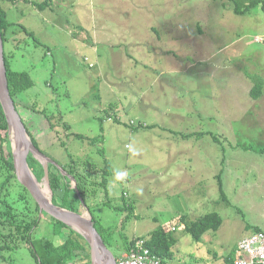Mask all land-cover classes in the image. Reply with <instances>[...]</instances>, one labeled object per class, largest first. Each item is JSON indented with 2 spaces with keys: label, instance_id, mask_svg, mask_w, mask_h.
Segmentation results:
<instances>
[{
  "label": "rangeland",
  "instance_id": "1",
  "mask_svg": "<svg viewBox=\"0 0 264 264\" xmlns=\"http://www.w3.org/2000/svg\"><path fill=\"white\" fill-rule=\"evenodd\" d=\"M44 1L4 4L10 69L33 82L17 95V109L59 162L110 165L114 205L91 209L113 231L109 251L118 255L122 234L217 213L221 227L199 243L182 229L172 232L169 263L226 264L242 237L264 231V87L252 101L247 77L264 79L260 7L237 16L228 0H51L42 11L32 5ZM68 134L102 141L91 146ZM122 189L134 203L128 220L117 210ZM5 257L0 264H35L25 247Z\"/></svg>",
  "mask_w": 264,
  "mask_h": 264
},
{
  "label": "trees",
  "instance_id": "2",
  "mask_svg": "<svg viewBox=\"0 0 264 264\" xmlns=\"http://www.w3.org/2000/svg\"><path fill=\"white\" fill-rule=\"evenodd\" d=\"M12 1L13 0H0V33L4 47V61L9 94L18 112V104L16 102L17 95L30 88L33 82L27 73L13 72L10 69L8 56L5 52V45L12 41L9 36V29L12 24L7 20L4 4ZM49 1L51 0H45L42 3H33L32 5L39 11H42L49 5ZM228 1L231 4L233 13L237 16H243L256 7H260L261 11L264 13V0ZM151 31L156 34V39L161 40L159 32L155 27H152ZM90 65L92 64H89V67H92ZM247 77L251 79L252 83L248 91L249 97L252 101H257L263 95L264 79L259 75H250ZM97 98L99 99V96H97ZM111 110L110 108V111ZM108 119L110 120V118ZM22 121L34 146L62 168V171H60L53 165L48 166L52 203L68 211L75 213L82 212V205L79 197L75 190L71 188V177L75 181L77 190L92 216L95 229L99 233L107 249L110 250L112 245H114L113 231L104 228L100 221L91 213V209L94 206L102 205L106 208H112L114 205V199L109 198L107 190V177L112 175L110 165L104 161L103 168L98 170L97 167H93L89 163H84V167L82 168V166L72 158H70L67 163L59 162L55 156L45 153L40 148L39 143L29 131L25 121L23 119ZM47 121L51 130L56 129L57 125L52 119ZM140 126L147 127L146 125ZM64 129L68 132L69 126L64 125ZM191 135H201V133ZM67 136H71L77 140L87 139L81 135L75 134H68ZM58 139L60 140L59 136ZM86 141L93 146L95 144H100L102 137L93 140L87 139ZM27 163L35 177L41 180L43 177L42 165L34 159L32 155L28 156ZM64 172L66 175L63 174ZM0 179V259L2 261L5 262L7 260L5 253H11L18 250L20 247H25L29 251L35 264H90V250L84 238L47 214L42 213L40 215L38 205L29 192L18 182L12 160L8 125L1 104ZM215 179L217 181L221 200L226 201L220 176H216ZM121 192L120 197H118L121 202V207L117 210L128 213L126 217V220H128L131 218L130 216L134 215V203L131 200L130 193L126 189H122ZM128 194L130 198L127 197ZM98 196L100 198L97 199ZM100 200L102 201L100 202ZM97 201L99 203H97ZM221 225L222 219L217 213H209L190 222H186L185 217L181 216L177 223L171 225L170 228L158 226L146 235H138L132 238H128L126 235L122 234L120 237L123 241L121 245L122 248L116 246L118 247V255L114 257L118 260L122 255L136 251L137 243L143 242V247L148 249L151 256L156 257L160 264H170L169 262L174 258L172 249L177 243L172 232L177 229H182L195 243H199L204 235L208 232H217ZM259 234L264 235V231L255 227L250 234L242 237V239L238 241L235 251L225 257L226 264H234L239 258L249 261L250 256L239 250V244L244 239ZM251 264L257 263L252 262Z\"/></svg>",
  "mask_w": 264,
  "mask_h": 264
},
{
  "label": "water",
  "instance_id": "3",
  "mask_svg": "<svg viewBox=\"0 0 264 264\" xmlns=\"http://www.w3.org/2000/svg\"><path fill=\"white\" fill-rule=\"evenodd\" d=\"M0 104L8 125L9 140L11 143L12 160L15 175L18 182L29 192L39 207V214H47L55 220L63 223L74 232L78 233L86 241L90 250V264H116V258L107 249L102 238L94 227L92 216L86 208L83 199L77 190L75 181L70 177L71 188L79 197L86 213H75L58 207L52 203V191L49 182V165H53L62 171V168L52 159L40 152L32 143L23 121L17 112L14 102L10 97L7 81V73L4 61V47L0 33ZM32 155L43 167V177L39 181L28 166L27 158ZM66 175V173H63ZM46 188L49 200L40 190V186Z\"/></svg>",
  "mask_w": 264,
  "mask_h": 264
},
{
  "label": "built area",
  "instance_id": "4",
  "mask_svg": "<svg viewBox=\"0 0 264 264\" xmlns=\"http://www.w3.org/2000/svg\"><path fill=\"white\" fill-rule=\"evenodd\" d=\"M239 250L250 256L249 261L239 258L234 264H251L252 262L264 264V235L259 234L244 239L239 244ZM116 264H160V262L143 247V242H138L136 251L124 254L116 261Z\"/></svg>",
  "mask_w": 264,
  "mask_h": 264
},
{
  "label": "bare ground",
  "instance_id": "5",
  "mask_svg": "<svg viewBox=\"0 0 264 264\" xmlns=\"http://www.w3.org/2000/svg\"><path fill=\"white\" fill-rule=\"evenodd\" d=\"M40 190H41V194H42L46 199L49 200V195H48V192H47L46 188L44 187V185H43V186H40Z\"/></svg>",
  "mask_w": 264,
  "mask_h": 264
},
{
  "label": "clouds",
  "instance_id": "6",
  "mask_svg": "<svg viewBox=\"0 0 264 264\" xmlns=\"http://www.w3.org/2000/svg\"><path fill=\"white\" fill-rule=\"evenodd\" d=\"M124 175H125V173L121 172L118 174L117 178L119 179V178L123 177Z\"/></svg>",
  "mask_w": 264,
  "mask_h": 264
},
{
  "label": "crops",
  "instance_id": "7",
  "mask_svg": "<svg viewBox=\"0 0 264 264\" xmlns=\"http://www.w3.org/2000/svg\"><path fill=\"white\" fill-rule=\"evenodd\" d=\"M181 216H183V215H181Z\"/></svg>",
  "mask_w": 264,
  "mask_h": 264
}]
</instances>
